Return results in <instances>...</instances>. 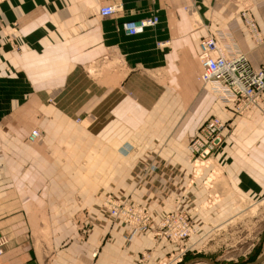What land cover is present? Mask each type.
Listing matches in <instances>:
<instances>
[{
  "label": "crops",
  "instance_id": "0c3cea01",
  "mask_svg": "<svg viewBox=\"0 0 264 264\" xmlns=\"http://www.w3.org/2000/svg\"><path fill=\"white\" fill-rule=\"evenodd\" d=\"M251 2L262 44L226 0H117L106 18L108 0L0 5V264H161L180 249L170 264L211 261L197 247L264 200V104L237 115L220 103L198 81V44L228 30L264 65V0ZM211 117L231 128L193 178L186 146ZM108 195L145 207L150 231L125 245L127 226L100 208ZM178 212L194 229L180 248L156 236Z\"/></svg>",
  "mask_w": 264,
  "mask_h": 264
},
{
  "label": "built area",
  "instance_id": "2783aa9c",
  "mask_svg": "<svg viewBox=\"0 0 264 264\" xmlns=\"http://www.w3.org/2000/svg\"><path fill=\"white\" fill-rule=\"evenodd\" d=\"M3 1L0 0V3ZM108 1V4L98 9V16L101 18L110 17L121 8L117 0ZM226 1L240 7L239 16L243 24L254 41L261 42L252 11L247 7L241 8V4L246 0ZM158 21L157 17L128 21L122 24L121 29L125 36L131 37L145 29L155 27ZM197 57L202 69L198 81L207 87L223 105L232 107L235 114L242 115L251 108H259L264 104V65L254 68L246 55L238 50L229 32L208 31L198 44ZM230 128V123L211 117L188 141L186 152L193 178L200 177L202 170L209 167L211 156L223 142V131ZM40 140L41 135L38 130H33L27 138L30 144ZM151 169H154L153 166ZM98 201L101 210L108 214L113 222H121L127 226L125 245H129L137 234L150 231L152 216L145 207L133 205L127 200H120L109 195L100 196ZM193 232V225L188 215L178 212L170 214L162 221L156 236L180 248V244L190 238ZM4 244L5 239L1 237L0 256L3 254ZM183 255L184 251L180 249L173 262L180 263Z\"/></svg>",
  "mask_w": 264,
  "mask_h": 264
},
{
  "label": "rangeland",
  "instance_id": "374dc122",
  "mask_svg": "<svg viewBox=\"0 0 264 264\" xmlns=\"http://www.w3.org/2000/svg\"><path fill=\"white\" fill-rule=\"evenodd\" d=\"M5 2H7V0L1 2L0 5ZM242 7L249 8L253 13V4L251 0H246L242 3L241 8ZM239 10L240 7L237 8V14H239ZM243 28L248 32V29L244 24ZM226 32L229 31L226 30ZM215 98L218 100L216 96ZM242 208L241 212L235 216L232 221L228 222L222 229L216 230L206 237L204 243H201V247H197V249L201 251L196 254L197 257L210 258L211 261L216 264H250L258 261L263 256L264 200L245 203ZM178 253L179 251L167 257L162 263H160H174L173 261ZM144 258L148 259L147 256H141L140 261ZM192 264L207 263L197 260V262ZM261 264H264V261Z\"/></svg>",
  "mask_w": 264,
  "mask_h": 264
},
{
  "label": "water",
  "instance_id": "95a60500",
  "mask_svg": "<svg viewBox=\"0 0 264 264\" xmlns=\"http://www.w3.org/2000/svg\"><path fill=\"white\" fill-rule=\"evenodd\" d=\"M207 263H209V264H215L214 262H211V261H209L208 259H204ZM264 261V254H263V256L258 260V261H255V262H252V263H250V264H261L262 262Z\"/></svg>",
  "mask_w": 264,
  "mask_h": 264
},
{
  "label": "bare ground",
  "instance_id": "6f19581e",
  "mask_svg": "<svg viewBox=\"0 0 264 264\" xmlns=\"http://www.w3.org/2000/svg\"><path fill=\"white\" fill-rule=\"evenodd\" d=\"M94 255H95V253H94Z\"/></svg>",
  "mask_w": 264,
  "mask_h": 264
}]
</instances>
